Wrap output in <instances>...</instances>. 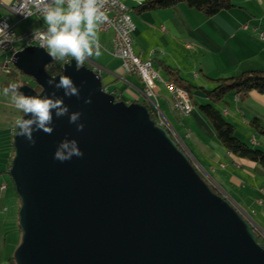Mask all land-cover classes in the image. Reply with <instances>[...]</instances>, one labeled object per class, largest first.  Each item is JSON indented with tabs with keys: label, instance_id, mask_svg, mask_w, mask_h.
I'll use <instances>...</instances> for the list:
<instances>
[{
	"label": "water",
	"instance_id": "obj_1",
	"mask_svg": "<svg viewBox=\"0 0 264 264\" xmlns=\"http://www.w3.org/2000/svg\"><path fill=\"white\" fill-rule=\"evenodd\" d=\"M53 61L40 47L16 51L12 66L39 92L18 90L56 91L70 112L82 113L85 127L77 132L53 113V133L34 132L35 146L14 128L7 171L19 203L14 264H264L255 231L143 105L116 101L92 70L76 71L74 60L54 77L86 83L79 99L64 97L47 84L45 67ZM65 138L77 140L84 156L54 160Z\"/></svg>",
	"mask_w": 264,
	"mask_h": 264
},
{
	"label": "crops",
	"instance_id": "obj_2",
	"mask_svg": "<svg viewBox=\"0 0 264 264\" xmlns=\"http://www.w3.org/2000/svg\"><path fill=\"white\" fill-rule=\"evenodd\" d=\"M14 1L0 0V23L6 21L17 35H34L46 30L47 25L39 17L17 22L8 11ZM142 1H124L134 25V53L143 61L151 59L154 69L164 81L169 79L162 65L175 70L184 85L194 88L189 98L197 107L208 103L200 89H212L215 80L248 71L264 72V42L258 38V33L264 32V2L231 0L233 7L230 10L209 18L184 4L138 14L136 8ZM98 35L102 54L88 58L84 66L101 69L99 78L107 93L115 94L126 104L145 106L146 100L138 79L126 75L120 60L111 55L112 33L99 32ZM18 48H23V45ZM69 60L72 58L68 57L63 62ZM193 92H197L195 98L199 103L192 99ZM153 93L158 109L173 130L172 137L178 141L191 163L212 187L220 190L225 200L256 234L264 235V174L259 164L231 155L223 149L199 110L188 117H180L173 111L160 84H156ZM217 109L233 127L234 135L241 143L252 148L253 140L258 150L264 152V136L258 135L249 126L252 120H256L264 130V95L252 92L244 101H236L230 96ZM170 113L176 118L175 125L169 120ZM17 210L14 197L7 193L5 185L4 190H0V264H12L13 252L20 241Z\"/></svg>",
	"mask_w": 264,
	"mask_h": 264
},
{
	"label": "clouds",
	"instance_id": "obj_3",
	"mask_svg": "<svg viewBox=\"0 0 264 264\" xmlns=\"http://www.w3.org/2000/svg\"><path fill=\"white\" fill-rule=\"evenodd\" d=\"M28 2L42 13L46 30L39 33L40 48L45 49L53 59L64 61L71 57L75 61L76 71L84 67L86 60L93 55L99 57L101 46L99 43V28L108 20L104 6L107 0H28ZM86 82L82 81V87ZM47 84L55 90H63V96L80 98V87L68 75H60L57 81L50 77ZM2 94L10 96L12 105L30 118L23 117L15 121L16 135L24 137L31 146H35L34 132L43 131L51 135L54 131L53 113L57 119L67 117L69 124L76 126L77 132L84 130V123L80 122L82 113L70 112L64 98L53 91L51 96L24 95L16 84L3 88ZM85 104H91V96L84 99ZM83 157L75 139L60 141L53 154V159L61 163L72 157Z\"/></svg>",
	"mask_w": 264,
	"mask_h": 264
},
{
	"label": "built area",
	"instance_id": "obj_4",
	"mask_svg": "<svg viewBox=\"0 0 264 264\" xmlns=\"http://www.w3.org/2000/svg\"><path fill=\"white\" fill-rule=\"evenodd\" d=\"M124 1L125 0H107L104 10L106 11L108 20L100 26L99 32L106 33L107 31H110L112 33L111 55L120 60L121 67L126 75L134 76L138 79L141 85L142 94L146 100L145 106L150 108L151 114L156 121V125L172 136L173 130L171 126L165 120L154 101L153 90L155 89L156 84H160L165 93L173 92L174 101L177 103L176 114L178 116L188 117L192 113L197 112L198 107L191 101L189 95L184 90L169 81L162 80L158 71L154 69L151 59L143 61L139 55L134 53L132 48V32L134 31V25L132 21H127L128 9L124 5ZM260 1L264 2V0H259V2ZM8 11L15 16L17 22H21L33 16L43 19L42 13L36 11L28 0H15L14 3L8 7ZM39 33L34 35H17L13 31V26L9 25L6 21H2L0 23V54H9L11 61L13 54L19 50V45H23V47L29 45L40 47L41 41ZM258 38L261 42H264V32L258 33ZM90 70H92L97 76L100 75L101 69L99 67L92 66ZM235 100L238 101L239 98L235 97ZM173 139L178 143L174 137ZM251 144L252 147H257L253 140L251 141ZM4 188L5 185L0 184V190L2 191ZM215 190L223 199H225L220 190L216 188ZM257 204L261 206L260 201H258ZM2 210L5 211V208ZM256 235L260 241V245L264 249V235Z\"/></svg>",
	"mask_w": 264,
	"mask_h": 264
},
{
	"label": "trees",
	"instance_id": "obj_5",
	"mask_svg": "<svg viewBox=\"0 0 264 264\" xmlns=\"http://www.w3.org/2000/svg\"><path fill=\"white\" fill-rule=\"evenodd\" d=\"M180 4H184L186 7L194 9L202 13L205 17L209 18L219 14L222 11L230 10L233 7L231 0H143L138 5L136 10L138 14H143L152 11L171 9ZM63 64V61L54 60L51 64L45 67L46 74L50 77L58 75ZM162 70L165 75L168 76L169 82L175 84L190 96V93L192 90H194V88L188 85H184L175 70L163 65ZM6 76L9 80L12 81V84H16L18 86V89L22 85H27L25 82L18 80L17 77L22 76L20 73L13 75L10 72H7ZM214 83L215 85L211 90L205 91L203 89H200L208 103L205 105H199V112L210 124L214 132L215 140L223 149H225L231 155L243 159H248L259 164V166L261 167V172L262 174H264V152L258 150V147L250 148L241 143L235 137L233 127L227 121H225L220 111L217 109V107L220 104L225 103L227 97L230 96L238 97L241 101H244L252 92L264 95V72L248 71L230 78L217 79L214 81ZM28 86H30L36 92H39V88L34 84ZM113 95L116 101H123L115 94ZM144 107L147 109L151 120H153L156 124V121L151 114L150 108L146 106ZM22 114L23 113L20 112V116ZM249 126L254 130L255 133L264 136V130L259 127L256 120H252ZM176 144L182 151L180 145L177 142ZM11 153L13 154V152ZM211 189L215 194L220 196V194L214 188L211 187ZM16 199L18 201L17 197ZM18 233L20 234L19 229ZM257 243L260 244V241L257 240ZM12 264H14L13 261Z\"/></svg>",
	"mask_w": 264,
	"mask_h": 264
},
{
	"label": "rangeland",
	"instance_id": "obj_6",
	"mask_svg": "<svg viewBox=\"0 0 264 264\" xmlns=\"http://www.w3.org/2000/svg\"><path fill=\"white\" fill-rule=\"evenodd\" d=\"M21 46V45H20ZM5 66L7 72H10L13 75L18 74V72L15 70V68L12 66L10 62V55L9 54H0V69ZM19 81L25 82L27 85L33 84L31 80H29L26 77L20 76L17 77ZM12 84V81L9 80L5 73L0 74V85H1V96H0V184H5L7 186V193L13 195L14 197V204H15V210L18 207V201L16 199L13 187L11 186V183L9 181V178L7 176V171L10 166L11 162V156H12V134L15 128V121L20 117V112L18 109H16L11 101L10 96L5 97L2 94L3 88ZM211 90V88L209 89ZM198 94L197 92L192 93V99L199 103V100L196 99ZM228 98V97H227ZM175 119L173 114L170 113L169 120L172 124L175 125ZM191 162V161H190ZM193 165V164H192ZM196 169L197 173L201 176V178L210 186V183L207 182V179H205L200 171L198 170L195 165H193ZM214 188V187H212ZM215 189V188H214Z\"/></svg>",
	"mask_w": 264,
	"mask_h": 264
},
{
	"label": "bare ground",
	"instance_id": "obj_7",
	"mask_svg": "<svg viewBox=\"0 0 264 264\" xmlns=\"http://www.w3.org/2000/svg\"><path fill=\"white\" fill-rule=\"evenodd\" d=\"M127 21H131L128 13H127ZM166 95H167V97L169 98V100L171 102L173 111L176 113V111H177V103H175V101H174V94H173V92H166Z\"/></svg>",
	"mask_w": 264,
	"mask_h": 264
},
{
	"label": "flooded vegetation",
	"instance_id": "obj_8",
	"mask_svg": "<svg viewBox=\"0 0 264 264\" xmlns=\"http://www.w3.org/2000/svg\"><path fill=\"white\" fill-rule=\"evenodd\" d=\"M1 72L2 73H7V70H6V67L5 66H3L1 69H0V74H1Z\"/></svg>",
	"mask_w": 264,
	"mask_h": 264
}]
</instances>
